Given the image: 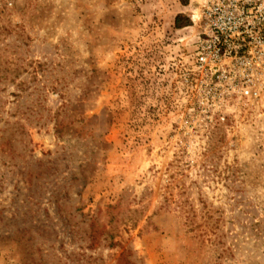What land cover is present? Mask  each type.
<instances>
[{
    "label": "rangeland",
    "instance_id": "1",
    "mask_svg": "<svg viewBox=\"0 0 264 264\" xmlns=\"http://www.w3.org/2000/svg\"><path fill=\"white\" fill-rule=\"evenodd\" d=\"M211 0H0V264H264V91L182 83Z\"/></svg>",
    "mask_w": 264,
    "mask_h": 264
},
{
    "label": "built area",
    "instance_id": "2",
    "mask_svg": "<svg viewBox=\"0 0 264 264\" xmlns=\"http://www.w3.org/2000/svg\"><path fill=\"white\" fill-rule=\"evenodd\" d=\"M202 31L193 62L182 67V83L200 104H247L264 91V0H211L201 12Z\"/></svg>",
    "mask_w": 264,
    "mask_h": 264
}]
</instances>
